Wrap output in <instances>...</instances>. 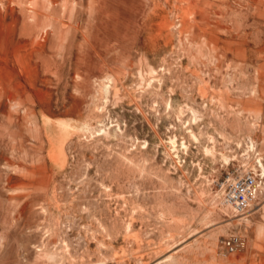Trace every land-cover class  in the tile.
Here are the masks:
<instances>
[{"label":"rangeland","instance_id":"obj_1","mask_svg":"<svg viewBox=\"0 0 264 264\" xmlns=\"http://www.w3.org/2000/svg\"><path fill=\"white\" fill-rule=\"evenodd\" d=\"M233 1L0 0V264H264V189L220 191L264 164V29Z\"/></svg>","mask_w":264,"mask_h":264},{"label":"built area","instance_id":"obj_2","mask_svg":"<svg viewBox=\"0 0 264 264\" xmlns=\"http://www.w3.org/2000/svg\"><path fill=\"white\" fill-rule=\"evenodd\" d=\"M261 162L260 157H252L248 154L243 156L240 162L234 164L227 176L220 182L224 204L240 213L248 212L254 207L263 177ZM245 243V239L239 235L223 239V246L228 253L241 250Z\"/></svg>","mask_w":264,"mask_h":264},{"label":"bare ground","instance_id":"obj_3","mask_svg":"<svg viewBox=\"0 0 264 264\" xmlns=\"http://www.w3.org/2000/svg\"><path fill=\"white\" fill-rule=\"evenodd\" d=\"M233 1V0H232ZM237 1H239V3H240V5L241 6H246V8H247V10L250 12V14H251V16H252V20H251V25L253 26V28H259L258 30H256V31H258V32H261V31H259L260 30V27L262 28V26H263V28L262 29H264V0H247V2L246 3H243L242 2V0H237ZM246 1V0H245ZM233 2H236V1H233ZM96 3V2H95ZM227 3V5L229 6L230 5V2L228 3V2H226ZM239 3H238V5H239ZM232 4V3H231ZM95 5V4H94ZM238 8V7H237ZM233 9V8H232ZM238 9H240L239 11H241V8H238ZM244 10V9H243ZM239 11H237V12H239ZM236 12V11H235ZM244 12V11H243ZM231 13H232V15H233V10L231 11ZM235 14V13H234ZM247 14H249L248 12H246V15ZM249 14V15H250ZM239 15L241 16L242 14H240L239 13ZM244 16V15H243ZM242 16V17H243ZM233 17V16H232ZM231 17V18H232ZM245 17V16H244ZM243 17V18H244ZM249 17V16H248ZM234 18H235V16H234ZM232 22V21H231ZM250 22V21H249ZM235 23V22H234ZM247 24V23H246ZM245 24V25H246ZM238 25H239V23H238ZM244 25V26H245ZM249 25V24H248ZM237 26V25H236ZM241 26V25H240ZM243 26V25H242ZM250 26V25H249ZM239 28V27H238ZM241 28V27H240ZM244 28H246V26L244 27ZM243 28V29H244ZM249 28V27H248ZM254 31H255V29H254ZM257 32V34H260V33H258ZM263 32V31H262ZM251 33H253V32H251ZM255 33V32H254ZM253 33V34H254ZM264 34V33H263ZM261 35V34H260ZM259 35V36H260ZM253 37H255V38H259V37H257L256 35L255 36H253ZM262 37V36H261ZM263 38V37H262ZM230 42L232 41V40H229ZM229 41H228V43H229ZM257 42L258 41V43H259V39L258 40H254L253 42ZM261 41V40H260ZM262 42H263V40H262ZM240 43V42H239ZM242 43V42H241ZM257 43V44H258ZM244 44V43H243ZM242 44V45H243ZM263 44V43H262ZM260 46V45H259ZM262 46V45H261ZM254 47H258V45L257 46H253V48ZM260 48V47H259ZM262 48L263 47H261V50H262ZM248 49V48H247ZM254 50H256V49H254ZM248 51H249V49H248ZM247 50L246 51H244L243 53H242V55H243V57L245 58V59H251L250 57L253 55H256V53H258V51L259 50H256V51H254V53H251V52H248ZM251 51V50H250ZM252 52H253V50H252ZM235 53V52H234ZM260 53V52H259ZM235 55V54H234ZM256 59V58H255ZM244 61V60H243ZM247 61V60H246ZM263 61V60H262ZM252 62V61H251ZM255 62H256V60H255ZM257 63V62H256ZM259 64V63H258ZM260 65V64H259ZM257 67V66H256ZM258 68H260V67H258ZM176 142V141H175ZM174 142V143H175ZM254 142V141H253ZM254 146V145H253ZM251 147V146H250ZM255 152V151H254ZM246 154V153H245ZM248 154V153H247ZM252 154V153H251ZM260 157V156H259ZM261 165H262V171H263V174H264V164H263V162H261ZM263 189H264V185H263V183H261V185H260V187H259V192H258V196H257V200H258V198L260 197V194L262 193V191H263ZM257 202V201H256ZM258 204L259 203H257V206H258ZM255 205H256V203H255ZM254 205V206H255ZM233 210V209H232ZM248 213V212H247ZM243 214V213H242ZM246 214V213H245ZM234 216H231V218H233ZM210 244V243H209ZM214 244V243H213ZM214 246V245H213ZM183 247V246H182ZM188 249V248H187ZM210 249V248H209ZM213 249V248H212ZM174 257H173V255H168V256H166V257H164V259H163V261L164 262H173L174 261ZM162 261H160L159 263H161ZM168 264H170V263H168ZM171 264H173V263H171Z\"/></svg>","mask_w":264,"mask_h":264}]
</instances>
